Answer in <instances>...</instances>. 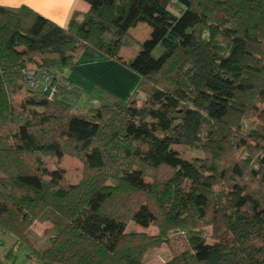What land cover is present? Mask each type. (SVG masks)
I'll use <instances>...</instances> for the list:
<instances>
[{
    "label": "trees",
    "instance_id": "obj_1",
    "mask_svg": "<svg viewBox=\"0 0 264 264\" xmlns=\"http://www.w3.org/2000/svg\"><path fill=\"white\" fill-rule=\"evenodd\" d=\"M83 1L65 28L0 7V232L30 246L48 224L40 264H146L162 245L163 264H264V0ZM140 23L149 39L123 60ZM88 48L140 79L128 100L66 79ZM30 69L53 97L27 90ZM65 156L81 169L44 167Z\"/></svg>",
    "mask_w": 264,
    "mask_h": 264
},
{
    "label": "crops",
    "instance_id": "obj_2",
    "mask_svg": "<svg viewBox=\"0 0 264 264\" xmlns=\"http://www.w3.org/2000/svg\"><path fill=\"white\" fill-rule=\"evenodd\" d=\"M0 7L26 8L60 28H65L72 18H80L89 9L83 0H0ZM138 29L142 32L147 30L150 35L151 30L147 24L140 23L132 28L133 31ZM76 55L77 65L67 70L64 76L80 91L91 93L97 87L126 101L137 90L140 79L113 61H103L100 53L88 48L79 50ZM91 102L82 96L77 105L85 107Z\"/></svg>",
    "mask_w": 264,
    "mask_h": 264
},
{
    "label": "rangeland",
    "instance_id": "obj_3",
    "mask_svg": "<svg viewBox=\"0 0 264 264\" xmlns=\"http://www.w3.org/2000/svg\"><path fill=\"white\" fill-rule=\"evenodd\" d=\"M147 30L142 32L141 29L136 31L131 30L129 37L125 38L122 46L121 57L128 60L129 58H134L140 51V44L149 39ZM25 93L21 92L18 96H24ZM144 98L143 96H140ZM20 99H15L14 107L19 108ZM95 101L91 102L90 105L78 108L85 109L88 106H95ZM175 156L182 160H189L193 158L200 157V153L197 151L186 149L182 146L175 145L172 148ZM44 167L50 172H58L64 174L65 172H74L81 169V164L68 156L63 157L62 159L55 158H45L43 160ZM146 184L150 182L147 179H144ZM49 227L48 224H36L31 228L29 240L31 245H22L14 237L2 234L0 232V264H40L34 254L33 249L43 251L48 246V241L42 235L45 229ZM210 228L204 230L206 235H209ZM127 231H136L144 232L149 235H155L156 230L153 227L148 228L147 230H142L139 227H135L130 224L127 227ZM169 256L168 249L165 245H162L160 249L153 250L147 254L145 257L146 264H163L164 261Z\"/></svg>",
    "mask_w": 264,
    "mask_h": 264
},
{
    "label": "built area",
    "instance_id": "obj_4",
    "mask_svg": "<svg viewBox=\"0 0 264 264\" xmlns=\"http://www.w3.org/2000/svg\"><path fill=\"white\" fill-rule=\"evenodd\" d=\"M26 76V87L31 93L40 95H47L51 98L56 93L57 82L54 81L52 73H46L36 69H30L25 73ZM60 85H64L59 83Z\"/></svg>",
    "mask_w": 264,
    "mask_h": 264
}]
</instances>
